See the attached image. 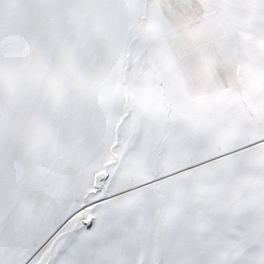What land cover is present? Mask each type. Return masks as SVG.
<instances>
[{
	"label": "snow or ice",
	"instance_id": "snow-or-ice-1",
	"mask_svg": "<svg viewBox=\"0 0 264 264\" xmlns=\"http://www.w3.org/2000/svg\"><path fill=\"white\" fill-rule=\"evenodd\" d=\"M0 264H264V0H0Z\"/></svg>",
	"mask_w": 264,
	"mask_h": 264
}]
</instances>
